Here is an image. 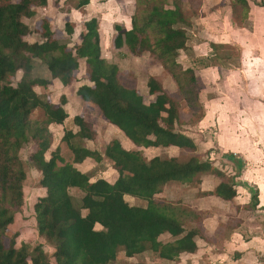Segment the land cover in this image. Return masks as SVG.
Segmentation results:
<instances>
[{"label": "trees", "instance_id": "obj_1", "mask_svg": "<svg viewBox=\"0 0 264 264\" xmlns=\"http://www.w3.org/2000/svg\"><path fill=\"white\" fill-rule=\"evenodd\" d=\"M47 2L0 0V264H50L40 245L33 249L27 244L17 247L15 238L8 246L4 243L24 203L27 174L19 154L26 145L34 147L29 161L40 173V185L45 190L33 207L37 233L54 248L56 264H113L119 250L126 258L150 252L170 263H178L183 254H195L197 239L205 240L197 224L206 214L156 202V197L170 183L191 185L199 182V175L213 174L219 183L212 195L232 202L237 198L236 184L210 162L197 157L187 161L144 158L142 150L149 148L197 149L190 136L177 130L180 102L153 77L146 85L149 100L135 84L124 85L127 75L101 57L96 18L85 22V32L74 51L64 45L55 48L50 42L28 43L25 38L29 28L22 18L35 16ZM236 2L247 14L248 0ZM86 4L88 0L81 2L82 6ZM184 8L183 0L144 2L135 7L130 30L119 33L114 46L117 50L125 48L131 56L148 54L171 77L187 110L200 109L202 117L199 79L193 68H184L178 61L180 52L186 49V28L190 26ZM71 26H65L68 34H73ZM79 59L86 60L88 81L94 84L81 86L79 97L96 106L134 146V150H126L118 139L107 143L104 158L115 172L113 182H92V177L77 169L87 159L97 160L95 152L75 141L96 139L92 125L82 118L73 119L79 129L76 134L71 130L64 133L61 142L67 148L66 155L58 147L51 150V128L64 125L67 114L34 90L36 85L49 83L33 76L34 60L46 66L52 80L68 87L74 82ZM17 72L22 73L21 78L12 86L8 81ZM132 81L136 82L134 78ZM36 110L42 115L34 120L31 117ZM223 158L241 168V161L233 153ZM73 191L79 197L73 196ZM126 197L146 202V206H131ZM249 205L253 209L259 206L257 188L250 190ZM189 217L198 221L191 229L186 227ZM164 235L170 241L161 242Z\"/></svg>", "mask_w": 264, "mask_h": 264}, {"label": "rangeland", "instance_id": "obj_2", "mask_svg": "<svg viewBox=\"0 0 264 264\" xmlns=\"http://www.w3.org/2000/svg\"><path fill=\"white\" fill-rule=\"evenodd\" d=\"M83 1L85 0H48L46 8L44 7L45 10L48 8L47 13L41 9L43 12L38 14L39 9H37L35 16L22 18V22L29 28V34L25 40L28 43L37 42L39 44L50 42L55 48L64 45L68 50L74 51L80 42V35L85 32L86 21L96 18L98 23L107 19L113 22L115 12H119L123 20H126L125 23L127 22L131 27L133 7L135 10V7L150 0H88L90 16L88 11H85L86 7L81 5ZM183 1L190 24L186 28L189 40L188 51L181 53L178 61L186 67L192 64L190 67L197 70L196 75L201 86L200 101L204 109L202 117L200 109L187 110L171 78L165 72L156 71L159 65L155 60L144 56L140 61L134 62L125 48L117 50L114 41L119 31H113L112 28L111 33L108 31L106 42L103 43L105 52L108 54V59L105 61L110 63V53H113L112 59H116L117 62L120 59L118 54H124L120 64V70L127 75L123 79L124 85L131 87L133 84L135 86L138 84L143 89L139 91L146 100H149L146 87L150 78L149 72L152 71L151 74L155 76L159 74L156 79L162 84L165 92L181 104V122L177 130L190 136L197 145L195 151L161 148L153 150L151 148L149 151L142 150L143 157L150 159L160 156L177 158L180 161L197 157L210 162L214 168L221 170L227 176L226 178L233 179L236 184L237 198L232 202H224L212 195L219 183L213 174H201L198 176L199 182L196 181L191 185L168 184L156 197V202L173 204V206L185 208L188 212L195 210L206 214L197 224L198 230L205 239L199 241L197 253L192 258L181 256L178 263H170L160 260L150 252L126 258L124 252L119 250L113 264H264V119L261 122H255L251 118V113L256 117L262 113L264 117V107L262 109L258 103L254 105L257 100L264 102V57L261 59L242 57L241 47L244 41L238 42L242 37L245 38L244 33L250 40L258 39L257 30L255 31V28L249 25L245 31L243 28V31L238 30L247 23H244L246 10L236 0ZM248 3L252 8L254 6L264 7L262 6L264 0H248ZM129 8L132 13L128 14L126 9ZM97 11L103 13L104 19L95 13ZM263 11L264 9L257 11L259 14L254 17L256 22L252 19L254 24L264 19V15L259 16ZM258 19L261 20L258 21ZM67 23L72 25L73 34H68L66 31ZM125 28L121 29L125 30ZM261 39L264 40V38ZM259 44L261 45L260 54H262L264 53V42H259ZM85 63V59H79L78 68L74 72V85L67 87V90L74 95L65 93L67 102H79L77 90L80 86L92 87L94 85L93 82L88 81ZM32 74L38 79L49 82L48 85L44 83L36 85L35 92L46 95L58 106L67 107L62 95L61 83H53L45 65L34 60ZM21 75V72H17L8 83L16 86ZM133 78L136 82L132 81ZM78 108L81 109V104ZM93 111L92 108L88 109L85 115L89 117L84 115L83 118L90 120L96 132V139L75 141L82 147L95 152L97 160H88V168L84 167L81 171H91L88 174L93 177L92 179L97 180L101 177L113 182L115 172L110 162L104 158V150L110 140L116 139L117 129L109 126L105 120L100 119V115L95 114L96 111L95 113ZM66 113L69 116V119L65 120L66 123L51 128L54 136L51 150L58 147L64 155L67 151L61 142L64 133L71 130L76 134L79 131L73 122L76 113L70 109H67ZM41 115L42 111L36 110L31 118L37 120ZM231 139L235 145H231L233 141H228ZM122 146L124 147V144ZM124 149L134 150L133 147L128 149L124 147ZM33 151V145H26L19 154L27 174L23 184L24 203L21 211L16 214L15 221L7 230L4 243L8 246L10 240L15 238L17 247L27 244L30 249H33L36 245H40L48 255L50 264H56L53 258L54 248L37 233L33 207L37 200L44 196L45 190L40 185V173H37L29 161V156ZM229 153H233L241 161V168H236L234 162L223 158L224 154ZM256 188L259 193V206L253 209L249 205L250 190ZM72 194L79 197V193L75 191ZM126 201L131 206H146V202L138 199L126 197ZM194 220L193 217L187 219L188 229L198 222ZM162 238V242L168 241Z\"/></svg>", "mask_w": 264, "mask_h": 264}, {"label": "crops", "instance_id": "obj_3", "mask_svg": "<svg viewBox=\"0 0 264 264\" xmlns=\"http://www.w3.org/2000/svg\"><path fill=\"white\" fill-rule=\"evenodd\" d=\"M88 5H89V3L88 4H86V5H84L85 7H86V9L87 10H85L87 13H89L88 15L90 16L91 15V13L89 12L90 10H88L89 8H88ZM85 7H84V9H85ZM46 8V7H45ZM45 8H42V10L44 9L45 10ZM256 8L259 10V11H262L263 9H264V7H256V6H254L253 8L251 7V5H249V9H248V12H247V14H246V19L244 20V23H247L246 25L245 24H243V26L245 27H240V29L238 28V30H241V31H245L246 30V28L248 27V25L251 27H253V28H255L254 30L256 31L257 30V32H256V34L258 35V39H256V40H250L249 38H247V36H246V33H244L245 34V38H241L238 42H243V44H242V47H241V54H242V57H245V58H252V57H256V58H258V59H261V57H264V53H262V54H260V49H261V45L259 44V42H261V43H263L264 42V40L263 39H261V38H264V19H262V21H260L261 19H258V21H260V22H257V24H254V21H252V19H254V17L256 16V15H258L259 14V12H257L258 10H256ZM41 9H39L38 11H37V13L39 14V13H41V12H43ZM47 10H48V8L44 11V12H46L47 13ZM114 10H118V9H115L114 8ZM126 10H128V14L129 13H132V10H131V8H129V9H126ZM103 11V10H102ZM95 13H97V15L98 16H100L102 19H104L103 18V13L101 12V11H97V12H95ZM133 14H134V7H133V13H132V16H133ZM261 15H264V11L262 12V13H260V15L259 16H261ZM128 19H129V17H128ZM132 19H133V17H132ZM132 19H131V21H132ZM255 20V19H254ZM124 21V22H123ZM125 21L126 20H123V16H122V14L121 13H119V12H115V19H114V21L113 22H110V21H108V19L107 20H103L102 22H100L99 21V23H98V27H99V29H98V33H99V38H100V48H101V57L105 60V59H108L107 58V55L108 54H106V49H105V47H103V43L104 42H106V37L108 36V31L111 33V31H110V29L112 28L113 29V31H119L118 32V34L119 33H121V32H125V31H128V30H130V28L131 27H129V24H127V22L125 23ZM110 22V23H109ZM255 22H256V20H255ZM123 23H125V24H123ZM251 23V24H250ZM123 24V25H122ZM122 27H126L125 28V30H122L121 28ZM242 28H243V30H242ZM116 31V32H117ZM117 34V35H118ZM116 35V36H117ZM116 38V37H115ZM238 38H239V35H238ZM189 40V39H188ZM252 42H253V44H252ZM187 44H188V41H187ZM187 44H186V49H185V51H182V52H180V55H181V53H183V52H187L188 51V47H187ZM255 49H257L258 51H256ZM118 50H120V49H118ZM104 52V53H103ZM258 52V53H257ZM126 55V54H125ZM180 55H179V57H180ZM144 56H148V54H143V55H141L140 57H136V56H131V58L133 59L132 61H140V59L141 58H143ZM118 57L120 58L119 59V61L117 62L116 61V59L115 60H113L112 58H113V53H110V63L111 64H115V65H117L118 66V68L120 69V64H121V60L123 59V57H124V54H118ZM149 57V56H148ZM253 58V59H254ZM118 59V58H117ZM184 68H193V67H190L191 65L190 64H188V66L186 67V66H184V64L182 63L181 64ZM246 66H247V64H246ZM259 66V65H258ZM161 69V70H160ZM194 69V68H193ZM195 70V69H194ZM121 71V70H120ZM156 71H158L159 73H160V71H162V72H165L160 66L159 67H156ZM121 72H123V71H121ZM151 72L152 71H150L149 72V74H150V77H153V78H155L156 79V77L159 75H157V76H155L154 74H151ZM195 72H197V70H195ZM166 73V72H165ZM167 74V73H166ZM167 76L168 77H170L168 74H167ZM171 78V77H170ZM52 80V79H51ZM157 80V79H156ZM172 80V79H171ZM158 81V80H157ZM59 81L58 80H53V83L54 84H56V83H58ZM172 82H173V80H172ZM60 83V82H59ZM173 84H174V82H173ZM62 85V84H61ZM72 85H74V84H72ZM81 84H79V86H80ZM174 86H175V84H174ZM81 87V86H80ZM62 95L64 96V99L66 100V105H67V107L65 108V106H63L62 108L64 109V111L66 112L67 111V109H70V110H72V112L73 113H76L75 115H74V117H80V118H82L83 120H85L86 122H88V123H90L91 124V122H90V120H86V119H84L83 117H84V115L86 114V111L88 110V109H94V113H95V111H96V115L98 114V115H100V119L101 120H105L102 116H101V113H100V111L98 110V108L96 107V106H94L93 104H91V103H87V102H84L80 97H79V95H78V90H77V96H78V101L79 102H75L74 101V103H72L73 101H69V102H67V97H66V95H65V93H69L70 95H74V94H72V93H70L67 89V87H64L63 85H62ZM136 89L139 91V89H141L142 91H143V89L138 85V84H136ZM164 89V88H163ZM165 91V90H164ZM140 92V91H139ZM141 93V92H140ZM142 94V93H141ZM143 95V94H142ZM52 102H53V100H51ZM260 100H257V101H253L254 102V105L255 104H257L258 103V105H260V106H262V109H263V107H264V102L262 103V101L261 102H259ZM264 101V100H263ZM54 103V102H53ZM65 103V101L64 102H62V105ZM55 104V103H54ZM79 104H81V109H79L78 107H79ZM56 105V104H55ZM218 106H222V105H218ZM84 108V109H83ZM68 113V112H67ZM66 113V114H67ZM85 117H89V116H86L85 115ZM251 118H252V120L253 121H255V122H261L262 121V119H264V117H263V115H262V113H261V115H259L258 117H256V116H254L252 113H251ZM69 119V116H68V114H67V118H66V120H68ZM106 121V120H105ZM237 121H238V119H237ZM107 122V121H106ZM66 122H64V124H65ZM108 123V122H107ZM108 125L109 126H111V127H113V128H115L114 126H112V125H110L109 123H108ZM58 127V126H57ZM52 129H53V127H52ZM116 129V128H115ZM52 131V130H51ZM119 132V133H118ZM116 139H118L122 144H124V147H126L127 149L128 148H130V147H133L134 148V146L132 145V143L128 140V139H126L122 134H121V132L117 129V136H116ZM229 142H231V141H233L232 139L231 140H228ZM231 145H235V142L233 141V142H231ZM156 149H160V148H156ZM161 149H178V148H175V147H170V148H161ZM146 151H149V150H151L150 148L149 149H145ZM153 150H155V149H153ZM88 160H91V159H87V160H85L81 165H78L77 166V169L81 172V173H83V174H87V175H89L88 173H90V172H83V171H81V170H83V168L84 167H86V168H88V166H89V163H88ZM85 168V169H86ZM84 169V170H85ZM37 173H39L38 171H37ZM92 177V176H91ZM93 178V177H92ZM91 178V181L93 182V181H95L96 179H92ZM98 179H102L101 177L100 178H98ZM130 198V197H129ZM217 198V197H216ZM218 199V198H217ZM162 237H164V238H162ZM161 238L162 239H168V236H161L160 237V241L162 242V240H161ZM168 241H170L169 239H168ZM168 241H166V242H168ZM199 241H201V240H199V239H197V245H199ZM163 243H165V242H163ZM197 253V252H196ZM195 253V254H196ZM194 254H183L182 256H188V257H194L193 256ZM214 256H216V257H218L217 255H214ZM211 258H212V256H211ZM220 263V262H219Z\"/></svg>", "mask_w": 264, "mask_h": 264}]
</instances>
